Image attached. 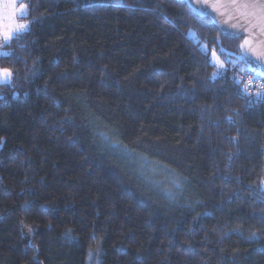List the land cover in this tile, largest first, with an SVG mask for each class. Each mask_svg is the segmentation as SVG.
Segmentation results:
<instances>
[{
	"label": "trees",
	"instance_id": "16d2710c",
	"mask_svg": "<svg viewBox=\"0 0 264 264\" xmlns=\"http://www.w3.org/2000/svg\"><path fill=\"white\" fill-rule=\"evenodd\" d=\"M21 2L0 264H264V99L243 94L264 73L242 38L185 0Z\"/></svg>",
	"mask_w": 264,
	"mask_h": 264
},
{
	"label": "water",
	"instance_id": "95a60500",
	"mask_svg": "<svg viewBox=\"0 0 264 264\" xmlns=\"http://www.w3.org/2000/svg\"><path fill=\"white\" fill-rule=\"evenodd\" d=\"M246 2H258V0H191L196 6L195 9L186 3L196 13L203 7L204 14L201 17L209 18L222 33L241 37L242 42L249 39L251 44L241 49L242 54L247 53L244 56L255 61L264 73V56L260 55L261 51H264V32L260 27H253L256 21L245 15L249 10L240 7Z\"/></svg>",
	"mask_w": 264,
	"mask_h": 264
},
{
	"label": "snow or ice",
	"instance_id": "6c2138e0",
	"mask_svg": "<svg viewBox=\"0 0 264 264\" xmlns=\"http://www.w3.org/2000/svg\"><path fill=\"white\" fill-rule=\"evenodd\" d=\"M8 3L11 4L12 7V15L13 16H19L21 18L28 15L27 12V5L23 3H19V0H7ZM187 3L191 5L192 9H195L196 6L191 3V0H186ZM17 4H19V11H17ZM240 7L247 9L245 15L252 18V20L256 21L255 24H253V27H260V30L264 32V0H258V2H246ZM197 15L203 16L204 9L203 7L197 10ZM4 17L2 14H0V49H3L4 47H7L11 40L14 38H19L23 34H26L30 31V24L29 23H21V24H14L12 25L8 30H4L5 26L3 23ZM238 35V34H237ZM251 41L249 39H245L242 44L240 45L241 49H244L248 46H250ZM205 52H207V48L205 46ZM12 53L7 51L0 50V58H6L11 56ZM243 55H247V53H243ZM261 56H264V51H261ZM210 63L213 64V66L219 65V68H223V62L218 60L217 53L215 50H212L211 52V59ZM231 63V61H229ZM15 70L10 67H0V83L10 85L12 83V79L14 76ZM219 70L217 73H215V76H218ZM257 80L264 79V74H261L260 76L256 77ZM250 83H253L250 81ZM248 88L249 84H245L243 89V94H248ZM259 91H257L256 96L258 98L264 99V84L259 85ZM15 98V94H14ZM0 99H3V97H0ZM229 120L231 118L229 117ZM262 184H264V181H262ZM169 196H171V193H168ZM28 231L31 232L32 228L28 227ZM91 255V252H90Z\"/></svg>",
	"mask_w": 264,
	"mask_h": 264
},
{
	"label": "rangeland",
	"instance_id": "374dc122",
	"mask_svg": "<svg viewBox=\"0 0 264 264\" xmlns=\"http://www.w3.org/2000/svg\"><path fill=\"white\" fill-rule=\"evenodd\" d=\"M22 0H19V3H23L21 2ZM25 4V3H23ZM0 9H2L1 14L4 17L3 23L5 26L4 30H8L12 25L14 24H21V23H28L26 20H23L21 17L19 16H13L12 13V7L11 4L7 2V0H1V7ZM17 11H19V4H17ZM2 50V49H0ZM264 187V184H263Z\"/></svg>",
	"mask_w": 264,
	"mask_h": 264
},
{
	"label": "built area",
	"instance_id": "2783aa9c",
	"mask_svg": "<svg viewBox=\"0 0 264 264\" xmlns=\"http://www.w3.org/2000/svg\"><path fill=\"white\" fill-rule=\"evenodd\" d=\"M0 7H1V0H0ZM0 14H1V9H0ZM245 80L249 86H257L259 87L260 84H264V79L257 80L256 78L252 77L251 75H247L245 77ZM252 81L253 83H250Z\"/></svg>",
	"mask_w": 264,
	"mask_h": 264
},
{
	"label": "crops",
	"instance_id": "0c3cea01",
	"mask_svg": "<svg viewBox=\"0 0 264 264\" xmlns=\"http://www.w3.org/2000/svg\"><path fill=\"white\" fill-rule=\"evenodd\" d=\"M1 12H2V9H1Z\"/></svg>",
	"mask_w": 264,
	"mask_h": 264
}]
</instances>
